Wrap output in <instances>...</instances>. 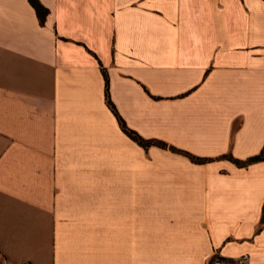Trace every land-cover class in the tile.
Here are the masks:
<instances>
[{"label": "crops", "instance_id": "crops-1", "mask_svg": "<svg viewBox=\"0 0 264 264\" xmlns=\"http://www.w3.org/2000/svg\"><path fill=\"white\" fill-rule=\"evenodd\" d=\"M38 1L0 0V264H264V0Z\"/></svg>", "mask_w": 264, "mask_h": 264}, {"label": "trees", "instance_id": "trees-1", "mask_svg": "<svg viewBox=\"0 0 264 264\" xmlns=\"http://www.w3.org/2000/svg\"><path fill=\"white\" fill-rule=\"evenodd\" d=\"M31 5L34 7L39 19L42 21L47 13V9L45 7H43L38 0H28ZM103 71V75L105 77V100H106V103L108 105V107L110 108V110L113 112V114L116 116L117 120H118V123L121 127V129L131 138L133 139L134 141H136L140 146L146 148L148 147L149 145H152V144H155V145H158L160 147H166V144L165 142H162V141H159V140H154V139H145L143 137H141L136 131L128 128L126 125H125V122L123 121V119L119 116V114L117 113L113 103L111 102L110 98H109V94H108V79H107V76H106V73ZM172 150H175L177 151V149L171 147ZM190 158L193 160V161H203V160H206V159H203V158H199V157H196V156H193V155H190ZM258 160H264V146L262 148V150L260 151L259 154L255 155V156H252L250 158H248L246 161H239V160H235V162L237 164H246V163H250V162H253V161H258Z\"/></svg>", "mask_w": 264, "mask_h": 264}, {"label": "built area", "instance_id": "built-area-1", "mask_svg": "<svg viewBox=\"0 0 264 264\" xmlns=\"http://www.w3.org/2000/svg\"><path fill=\"white\" fill-rule=\"evenodd\" d=\"M246 258V254H243L234 259H225L218 256H213L207 264H244Z\"/></svg>", "mask_w": 264, "mask_h": 264}]
</instances>
